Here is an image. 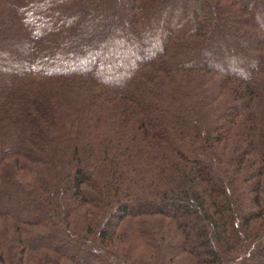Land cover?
I'll return each instance as SVG.
<instances>
[{
	"label": "trees",
	"instance_id": "trees-1",
	"mask_svg": "<svg viewBox=\"0 0 264 264\" xmlns=\"http://www.w3.org/2000/svg\"><path fill=\"white\" fill-rule=\"evenodd\" d=\"M0 264H264V0H0Z\"/></svg>",
	"mask_w": 264,
	"mask_h": 264
},
{
	"label": "rangeland",
	"instance_id": "rangeland-1",
	"mask_svg": "<svg viewBox=\"0 0 264 264\" xmlns=\"http://www.w3.org/2000/svg\"><path fill=\"white\" fill-rule=\"evenodd\" d=\"M122 56H125V55H122ZM237 60H240V59H237Z\"/></svg>",
	"mask_w": 264,
	"mask_h": 264
}]
</instances>
